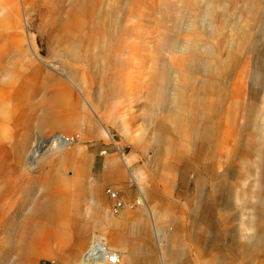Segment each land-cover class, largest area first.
Returning a JSON list of instances; mask_svg holds the SVG:
<instances>
[{
	"label": "rangeland",
	"instance_id": "1",
	"mask_svg": "<svg viewBox=\"0 0 264 264\" xmlns=\"http://www.w3.org/2000/svg\"><path fill=\"white\" fill-rule=\"evenodd\" d=\"M103 1H92L90 30L87 6L81 16L76 10L70 14V25L66 0H0V205L4 213L0 264H80L93 232L119 253V264H126L123 238L133 219L122 222L120 237L114 236L109 219L123 209L140 215L137 205L129 207L142 192L135 181L138 176L147 189L163 198L168 209L174 208L172 219L154 225L147 216L146 222L152 238L160 237L166 245L170 233L176 232L171 249L175 262L209 264L211 260L216 264L225 257L231 261L238 256L234 247H247L250 239L246 235L254 232L244 223H264V215L251 205L245 209L239 200L246 176L242 182L233 178L243 167L227 153L256 132L243 127L244 105L249 101L250 78L257 86L264 80V0L253 9L252 42L231 62L226 54L229 36L235 38L231 27L236 19L244 22L246 12L241 8H250L251 0H210L215 11L208 30L199 22L191 27L194 11L200 10L185 0H123L120 15L128 10L130 17L122 22L112 20L115 23L110 28L100 12L110 0ZM80 18L85 19L77 34L80 44L71 45L68 36L76 32L75 21ZM177 20L182 23L180 31L176 30ZM124 23L130 33H121ZM194 37L215 51L206 56L168 48L172 38L190 41ZM72 46L79 57L63 56L65 48ZM182 58L199 61L201 67L212 64L218 76L217 90L211 96L224 92L225 99L219 103L220 97L218 102L214 98L206 117H182L176 129L165 121L162 110L152 109V96L166 75L170 76V91L174 90ZM42 76L47 85L39 90ZM19 87L22 93L18 95ZM45 94L59 125L41 132L29 114L34 97ZM22 97L30 103H24ZM205 132L207 138L201 136ZM57 133L73 136L61 154L51 148L44 161L32 154L36 143ZM107 156L119 161L125 183L121 189L108 186L125 203L116 212L107 206V187L99 182L101 163ZM30 159L34 167L28 165ZM212 162L217 178L208 173ZM55 174L74 176L71 188L65 190V179L59 181ZM214 180L218 185L213 193L210 183ZM47 199L54 203L55 217L30 215L36 202ZM24 218H30L29 222ZM140 237L133 240L140 241ZM152 245L162 262L165 254L158 253L156 242ZM213 247L223 249L224 257L219 250L217 256L214 249L209 251Z\"/></svg>",
	"mask_w": 264,
	"mask_h": 264
},
{
	"label": "bare ground",
	"instance_id": "2",
	"mask_svg": "<svg viewBox=\"0 0 264 264\" xmlns=\"http://www.w3.org/2000/svg\"><path fill=\"white\" fill-rule=\"evenodd\" d=\"M201 1L197 2V0H185L184 3L186 2L189 3V6L193 7L194 10H198V7L200 10L198 11V13L194 11V15L192 16L193 20H191L192 23L191 27H195V23L198 24L199 22V26L201 25L208 30L213 25L211 23V20H212V14L215 11V6L214 3H212L210 0H205L204 2L205 4L201 6L202 8H200ZM190 2L193 3L191 4ZM195 2L197 4H195ZM259 4H260V0H251L250 3L247 5L250 6V8L248 7L241 8L242 11L244 10V12H246V19L243 20L244 22L242 23L238 22L239 19H236V21H234V23L232 24L231 27L232 33L234 32L236 39L234 37L231 38V35L228 38L227 46L230 43L229 46L230 49L226 50V54L228 58L227 62L228 61L231 62L233 59L238 57L242 52H245L246 45L252 42V37H253L252 28L256 16L253 9H255ZM84 6H85V0H72L70 11L72 12L73 10H76L79 12L81 16V13L84 11ZM180 11L183 14L185 12V8H183V10ZM72 20L73 19H70V25ZM75 24L77 25L76 32L74 33V31L73 32L71 31L68 36V39L70 40L69 43L71 45L74 42L80 44L77 34L79 33L81 27L85 25V19L82 18H80L79 20L77 19L75 21ZM181 25L182 23L177 20L176 22L177 31H180ZM112 26L110 28H112ZM69 28L71 29V26H69ZM115 35L116 33L114 34V36ZM196 37H194V39H191L190 41L188 40L179 41L180 39L172 38V40L170 39L169 41L168 48L172 52H180L183 50H187L192 53H198L206 56L211 55L214 48L212 50L211 45L209 46L205 44L201 45L200 42L196 41L197 39ZM77 44L75 46H77ZM75 46L65 48L63 52V56L66 55L72 59L78 58L79 54ZM215 48L218 49L217 46H215ZM217 59L219 60V58ZM198 62L196 63L195 61H193V59H190L189 62H186L185 60H183V58L180 59L179 62L180 69L177 76L178 83L175 84L174 90L170 91V86L167 85L170 83V79H169L170 76L166 75L164 76V78L162 77V79L160 80V84L158 85L152 96V101L154 106L152 107V109L154 110L155 108L156 110L157 109L162 110V112L164 113L165 121L172 124V126L174 125L173 128L177 129L176 126L180 127L182 123V117L186 115H188L192 120L195 117L196 118L200 116L206 117L209 113V110H211V108L213 107L214 98H217V102H218V99L220 97L219 103H222V100L225 99L224 92L223 93L219 92L214 94V96H211L213 90L215 89L217 90L216 88L217 76H218L217 70H214L213 68L212 70L211 69L212 64L210 63L208 64L206 63L203 67H201L198 64ZM225 65H226V61H225ZM254 81L255 80L253 79V77H251L249 80L250 84L247 91V97L249 98V101L244 105L245 122L243 124V127L252 128L256 132H254L253 134L246 135L243 143L237 144L236 148L234 146L232 151L231 152L228 151L227 153H232L233 158L239 159L243 167L242 168L243 172L242 173L237 172L233 178L236 180L240 179L242 182V180L246 176V181L243 182L242 185L243 187H241L242 189L239 190L240 192L238 197L239 200H242V202L245 205L244 207L245 209L249 205H251L258 211L259 215L262 216L264 215V80H262L258 86ZM39 86L41 87L43 86L42 81L39 82ZM34 108L39 112V116L36 121L37 126L45 127L47 125L52 124L53 121L51 119L50 112L48 110V103L46 96L41 97V99L35 103ZM201 136L207 138L209 134L208 132H205ZM230 138L231 137L229 136V139ZM72 139L73 136H65L61 133L54 134L49 138L48 137L43 138L38 143H36L32 151V154H34V156L38 157L40 160L44 161L45 160L44 158H46L49 155L47 154V152L51 150V148L55 149L56 152L55 154L57 155L61 154L63 150L66 148L65 145L69 144ZM28 165L30 167H34L35 166L34 160L30 159ZM207 168L209 171L208 172L209 175L214 176V178H217L218 173L216 171L217 167H215V163L212 162L211 166ZM220 176H225V174H221ZM223 178L221 179L222 182L224 181ZM197 182L199 183L200 180H197ZM217 185L218 184H216V180L210 183L213 193L216 192ZM8 201H10V199ZM135 202L138 207L140 206L139 208L141 210H145V207L141 206L143 203L141 195L140 197H138V199H136ZM2 211H3V206L0 205V213H1L0 219L3 218L4 216V213ZM54 212H55V208L53 201L51 199H47L45 201L36 202L33 210L30 211V215L34 213L51 218V217H55ZM149 212L152 216V222L154 225H158L159 222L165 221L164 219L165 217L163 216L161 211L156 210L155 205L153 208H151ZM165 215H166V220H168V218L172 219V213H170V211H166ZM204 217L205 215H203V218ZM143 218L145 217H141V218L139 217L136 219L133 218L134 220L128 225V227L126 226V237L123 238L124 242L129 244L128 246L129 248L127 251L128 259L126 260L127 261L126 264H160V263L178 264L177 262H175L171 252L174 232H171L168 237L170 244L166 245L165 243H162V239L160 237H158L157 240L156 239L154 240L152 238L153 234L150 233L149 228H147L148 227L147 226L148 224L146 222L147 220ZM29 220L30 218L28 219L24 218L25 222H29ZM202 221L203 219L201 218V220L198 221L199 223L198 226L200 225L202 226ZM244 224L248 226L247 227L248 229H253L254 231V232H250L249 235H246V238L248 237V239H250L249 245L245 248H240V247L237 248L234 247V249L232 248L238 256L231 261H229L225 257L221 259L220 262L219 261L216 262V264H264V223L247 222ZM132 226L133 229H131ZM129 234H132L134 236H142V239L140 241L133 240L129 236ZM100 236L101 235L96 234L94 232L92 233L91 240L88 242L86 249L81 256L80 261L78 260L80 264H97L91 259L94 258L91 256L98 251L101 252L111 249L108 247L106 240L104 238H101ZM154 241L156 242L158 253L165 254V258L163 259L162 262H158L157 260V255H156L157 252L155 251V248L152 245V242ZM212 249H214L215 251L214 255L217 256V252H218L217 250H219L220 252L219 256L224 257L223 253H225V251H223V249L221 248L218 249L213 247V248H209V251H212ZM159 256L161 257V255ZM211 262H212L211 260H208L209 264H211ZM119 263H120V257H119ZM100 264H104V263L102 262Z\"/></svg>",
	"mask_w": 264,
	"mask_h": 264
},
{
	"label": "crops",
	"instance_id": "3",
	"mask_svg": "<svg viewBox=\"0 0 264 264\" xmlns=\"http://www.w3.org/2000/svg\"><path fill=\"white\" fill-rule=\"evenodd\" d=\"M71 1L70 0H66L67 5H68L67 18H69L71 16L69 14H71L72 12L75 11V10H73L72 12L70 11ZM92 1H94V0H85V6H84V8H86V6L88 8V10H87L88 11V19L87 20H88V27L90 29H92V27H93L92 23H91V25L89 24V22H91L90 20L92 18ZM101 1H103V0H101ZM123 11L124 12L122 13V15H120V13L122 12V0H110L108 2V4L106 6H104V8L101 9L100 12H102V15H103L104 19L109 20V25L112 26V25H114V23H113L114 20H116V21L119 20V21L122 22V19L124 17H130V13H129L128 10H126V11L123 10ZM127 25L128 24H125V23L121 25V33H123V34L130 33V31L127 29ZM122 26H123V28H122ZM106 33L107 32L105 31L102 34L106 35ZM111 34H113V32L110 33V34L108 33L107 35H111ZM40 81H42V83H43L42 87L39 86V82ZM45 84L47 85V81H46V77L45 76H42V77L38 78V89L39 90L41 88H43V87L45 88L46 87ZM21 89L22 88L19 87L17 93L18 92L22 93ZM19 93H18V95H19ZM43 96H46V94L42 95L41 97H43ZM41 97H39V98L34 97L35 101L32 102V107H33L32 108L33 109L32 110V114H29V117H30L29 120L31 122L35 123V124H36L37 118L39 116V112L34 108V105H35L36 102H38L41 99ZM46 98H47V103H48V110L50 112V116H51V119H52L53 122H52L51 125H47L45 127H40V126L35 125V127L37 129H39L41 132L46 131V130H50V127H55V126L57 127L59 125V122H58L57 118L54 116V113L51 111L50 98L48 96H46ZM17 99H20V98L18 97ZM22 99H23L24 103H28V104L30 103V100L24 99V97H22ZM63 119L64 118H62V120ZM67 159H68V157H67ZM126 160H128V158H126ZM69 161H70V166L73 165L72 160L70 159ZM126 165L128 166L127 163H126ZM54 176L59 181L61 179H62L61 181H63V179H65V181H63L65 183L64 184L65 186L63 187L65 190L70 189L71 186L73 185L74 176H70V177L66 176L65 177L62 174H60V175L55 174ZM122 177H123V171L120 168L119 161L116 158L112 157V156H107V157L103 158L102 163H101V173H100V177H99V182L102 183L103 186L105 185V188L110 186V185H113V186L121 189V188L125 187V183H124ZM135 181L138 183L137 185H139L141 187L142 192L140 193V191L139 190L138 191H139V193H140V195H141V197L143 199V203H144L141 206L142 207L144 206L145 210H141L139 208L140 215L139 216L138 215L134 216L133 214H131L128 211L123 209V210H121L119 212L118 216L111 217L109 220H110L111 225H113V234H114V236H117V237L123 236V233L121 231L122 222L125 221L128 218L136 219V218H139V217L140 218L141 217H145L143 219L147 220L146 217L148 216V217H150L152 219V216H151L149 211L151 210V208L154 207V205H155L156 210L161 211V213L163 214V216L165 218H166V215H165L166 211H170V213H172L174 211L173 210L174 208H171V206H169V209L167 208V205H166L165 201L163 200V198L159 194H157L155 192H152L151 189H147L145 187L144 183L142 182L143 180H141V178L139 176L136 178ZM60 184H62V183H60ZM58 188H61V187H58ZM105 195H106V193H105ZM154 196H156V197H154ZM106 197L107 198L105 199V201L107 203V206L110 207L109 198H108L107 195H106ZM63 205H64V209L67 211L68 204H67L66 200H65ZM198 221H200V219ZM199 227L201 228V225ZM116 228H118V229H116ZM175 234H176V232H174V237H175ZM124 237H126V234L124 235ZM132 237L134 239L133 235H132ZM138 237H140V236H138ZM125 244H126L125 247H127V248H125L126 252H127L128 248H129L128 247L129 244H127V243H125Z\"/></svg>",
	"mask_w": 264,
	"mask_h": 264
},
{
	"label": "built area",
	"instance_id": "4",
	"mask_svg": "<svg viewBox=\"0 0 264 264\" xmlns=\"http://www.w3.org/2000/svg\"><path fill=\"white\" fill-rule=\"evenodd\" d=\"M73 140V139H72ZM71 140V141H72ZM70 141V143H71ZM105 193L108 196L111 204L110 209L112 212H116L117 210L121 209L123 206H125L124 201L119 197L118 193L114 191L112 188L107 187L105 189ZM133 205H137L136 202L132 205H129V207H133ZM91 258L95 263L100 264H119V256L117 251H114L112 249H108L101 252H96L94 255H92Z\"/></svg>",
	"mask_w": 264,
	"mask_h": 264
}]
</instances>
